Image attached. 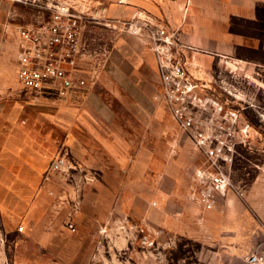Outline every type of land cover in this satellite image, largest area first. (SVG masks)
<instances>
[{"label":"crops","instance_id":"1","mask_svg":"<svg viewBox=\"0 0 264 264\" xmlns=\"http://www.w3.org/2000/svg\"><path fill=\"white\" fill-rule=\"evenodd\" d=\"M129 1L136 6L125 4ZM171 1L169 13L159 7L150 14L155 19L166 14L194 52L233 55L240 46L260 44L257 37L230 26L236 16L255 18L261 0ZM120 3H124L122 13L128 16L143 14L149 4L146 0ZM114 10L116 6L108 7L109 13ZM130 33L125 30L127 36L111 48L104 63V82L111 96L105 98L91 85L73 116L48 132L50 144L43 146L40 140L25 143L8 103L0 101V216L14 226L17 221L23 223L24 231L32 232L41 249L52 257L49 264H77L53 253L51 240L58 234L83 239L81 227L88 206L96 223L103 226L98 211L114 209V201L125 203L129 195L140 192V182L154 187L162 170V145H173V139L166 143L164 137L171 129L168 120L173 119L155 97L160 75L156 55L139 35ZM63 152L73 159L75 168L56 171L44 180L51 159ZM166 154L170 155L168 150ZM140 170L143 172L137 175ZM181 176L180 171H173V181ZM173 194L181 193L175 190ZM178 199L173 198V209L184 214L185 230L193 233L197 226L196 234L203 241L216 244L223 264H236L264 242V173L244 190L231 189L220 196L210 210L191 204L187 197V201ZM70 217L76 231L66 225ZM81 253L85 258L87 253Z\"/></svg>","mask_w":264,"mask_h":264},{"label":"rangeland","instance_id":"2","mask_svg":"<svg viewBox=\"0 0 264 264\" xmlns=\"http://www.w3.org/2000/svg\"><path fill=\"white\" fill-rule=\"evenodd\" d=\"M120 1L0 0V101L8 103L17 132L21 133L25 143L28 140L38 143L40 140L43 146L50 144L52 137L48 132L73 116L74 108L78 107L91 85L94 84L105 98L111 96L104 82V63L111 48L127 36L125 30L131 31L132 36L139 35L151 47L147 40V28H142L141 36L130 29V25L133 24V28L140 26L145 19L172 26L166 14L162 16L159 12L157 19L150 14L153 8L158 10L159 7L169 13L171 0H146L149 4L143 8V14L136 13L134 16L122 13L121 4L124 3ZM59 2H66L83 14L81 42L86 52L83 63L86 69L91 70L88 74H94V82L87 89L67 97L42 96L35 99L18 83V29L22 25L48 19L52 7ZM125 4H130L132 8L136 6L132 1ZM258 4L260 18L236 16L232 18L230 27L256 35L260 44L240 46L233 55L194 52L177 32L180 38L177 41L183 44L179 53L186 61L187 69L200 83L206 84L203 94L207 93L219 103L239 111L240 127L236 129L239 133L235 137L228 135L235 140L231 174L238 191L247 188L257 175L264 173V0ZM112 6H116L117 10L111 14L108 7ZM158 83L157 92L160 75ZM109 100L112 99L109 97ZM247 123H250L248 128L245 127ZM168 124L171 129H167L164 135L165 142L173 139V145H162V170L154 180V187L150 182H145V185L140 182V192L129 195L125 203L114 201V209L98 211L103 226L96 223L88 206L81 227L84 238L69 239L58 234L51 240L53 253L61 255L64 261H75L77 264H88L89 261L91 264H223L215 251L216 244L203 241L196 234L197 226L193 233L185 230L184 214L173 209V198L186 200L190 185L188 171L200 165L204 155L174 119L173 122L168 120ZM173 171L182 173L177 181H173ZM133 189L137 191V187ZM175 190L181 194L175 196ZM127 201L129 204H126ZM102 203L105 204L104 201ZM110 204L108 202V206ZM123 204L127 207H121ZM16 224L20 223L17 221ZM17 226L5 222L0 216V264H49L52 257L45 254L32 232H20L15 228ZM159 230L162 232L159 233ZM145 234H149L153 244L143 243ZM81 252L90 257L80 256L83 255ZM236 264L252 263L244 257Z\"/></svg>","mask_w":264,"mask_h":264},{"label":"built area","instance_id":"3","mask_svg":"<svg viewBox=\"0 0 264 264\" xmlns=\"http://www.w3.org/2000/svg\"><path fill=\"white\" fill-rule=\"evenodd\" d=\"M144 20L140 26L130 25V29L142 36V28H147V40L156 54L160 73V88L155 97L204 155L202 163L188 171L187 199L204 210L213 209L220 196L236 190L231 164L235 150L233 137L238 135L236 129L240 127L239 111L203 94L206 84L200 83L187 69L179 53L183 44L178 43L180 38L173 26ZM82 29L83 14L66 2L54 5L48 19L19 27L17 78L32 97H67L94 82V74L89 75L91 70L83 63L86 52L81 42ZM249 126L247 123L245 127ZM230 134L233 137L228 138ZM75 166L67 152L57 153L43 179L49 180L54 172L70 171ZM66 225L71 231L77 230L71 217ZM17 230L23 232L24 224L20 223ZM153 242L149 234L144 235L143 243ZM245 257L252 264H264V242H259Z\"/></svg>","mask_w":264,"mask_h":264},{"label":"trees","instance_id":"4","mask_svg":"<svg viewBox=\"0 0 264 264\" xmlns=\"http://www.w3.org/2000/svg\"><path fill=\"white\" fill-rule=\"evenodd\" d=\"M256 11H257V19H258V18H260V5L259 4H257ZM257 19H253V20L256 21ZM231 30H234V29L231 28ZM234 31H236V30H234ZM254 36H256V35H254ZM258 37L260 38V36H258Z\"/></svg>","mask_w":264,"mask_h":264}]
</instances>
